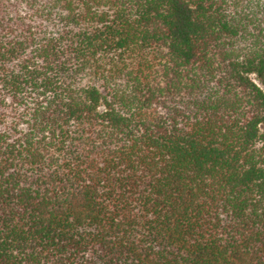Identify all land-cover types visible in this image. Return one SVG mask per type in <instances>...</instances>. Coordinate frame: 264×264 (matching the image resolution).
I'll return each instance as SVG.
<instances>
[{
	"label": "trees",
	"instance_id": "1",
	"mask_svg": "<svg viewBox=\"0 0 264 264\" xmlns=\"http://www.w3.org/2000/svg\"><path fill=\"white\" fill-rule=\"evenodd\" d=\"M0 264H264V0H0Z\"/></svg>",
	"mask_w": 264,
	"mask_h": 264
}]
</instances>
